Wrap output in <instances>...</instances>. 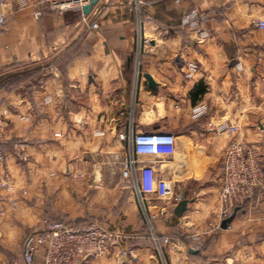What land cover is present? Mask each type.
I'll use <instances>...</instances> for the list:
<instances>
[{"label":"crops","instance_id":"0c3cea01","mask_svg":"<svg viewBox=\"0 0 264 264\" xmlns=\"http://www.w3.org/2000/svg\"><path fill=\"white\" fill-rule=\"evenodd\" d=\"M6 3L0 131L4 172L16 193L0 196V211L7 213L0 222V264H24L22 235L43 219L102 224L126 235L136 252V260L120 261L113 249L86 264H162L122 176L126 144L118 135L129 134L131 123L135 133L162 131L176 139L170 155L140 158L141 167L154 164L179 198L148 202L154 233L170 239L161 244L166 264H264V190L237 208L227 228L216 219L229 142L264 154V28L253 24L264 22V0H145L139 10L132 0H98L86 15L99 23L97 30H88L75 11L42 8L35 17L33 7ZM191 8L216 12L205 27L208 39L180 25ZM189 62L199 70L186 80ZM202 105L205 113L192 117ZM223 122L238 131L217 135ZM15 142L24 144L28 163L14 158ZM180 200L186 211L176 217Z\"/></svg>","mask_w":264,"mask_h":264},{"label":"built area","instance_id":"2783aa9c","mask_svg":"<svg viewBox=\"0 0 264 264\" xmlns=\"http://www.w3.org/2000/svg\"><path fill=\"white\" fill-rule=\"evenodd\" d=\"M91 0H38L34 4L28 0H15L18 10L34 8L35 17L41 16V9L48 8L50 12L63 14L66 11H75L81 14L83 22L88 30H97V21L88 22L83 9ZM175 5L182 4L185 0H172ZM139 10L145 0H132ZM6 0H0V27H5L11 11H8ZM216 16L213 10H198L191 8L181 14L180 25L188 30L195 31L200 40H206L209 33L205 29L208 23H212ZM253 24L264 28V22L256 20ZM147 40L144 41L146 43ZM199 68L195 62L187 64L184 74L186 80H191L197 74ZM240 72L242 67L236 65ZM50 98H45V103H50ZM205 106H199L192 111V117L196 118L205 113ZM132 115L134 109L130 112ZM7 114V111H4ZM238 131L236 125L223 122L215 127L217 135H233ZM100 136L102 133L96 132ZM119 139L126 144V153L122 166V176L129 181L136 201L144 214L146 224L151 226L152 240L157 248L161 244L170 243L167 237L160 240L154 233L152 223L155 217L148 212V202L151 198L174 199L169 183L161 178L154 164L141 167L143 156L170 155L175 146L174 135L162 131L134 132V125H129V134L120 133ZM2 131H0V144ZM13 156L20 164L29 162V154L22 142L13 144ZM6 152L0 145V196L10 197L16 193L15 186L4 172ZM222 185L219 196L220 208L216 219L229 218L233 210L241 206L247 200H257L264 190V154L250 144H243L231 140L227 146L225 158L221 166ZM23 193V192H22ZM14 205V203H13ZM12 205V207H13ZM3 211H0V216ZM214 226H218L214 225ZM128 237L120 232L110 230L96 222H78L76 220L53 221L43 219L40 227L26 236L22 244L21 257L24 264H86L108 255L113 249H117L118 260H136L135 249L126 244ZM3 264H18L16 261Z\"/></svg>","mask_w":264,"mask_h":264},{"label":"water","instance_id":"95a60500","mask_svg":"<svg viewBox=\"0 0 264 264\" xmlns=\"http://www.w3.org/2000/svg\"><path fill=\"white\" fill-rule=\"evenodd\" d=\"M97 2H98V0H91L90 3L83 9L84 14L88 15L90 13L92 7ZM145 78L147 79L149 86L154 89L155 85H154V82L152 81V79L150 78V76L145 75ZM186 204H187V202L185 200H180L178 202V204L176 205V207L174 209V215L176 217H181L183 215V213L186 211ZM236 211H237V208L234 209L233 214L229 218H226L222 221L221 228H223V229L227 228L228 224H230V222L234 219ZM189 253L196 254L197 251L190 249Z\"/></svg>","mask_w":264,"mask_h":264},{"label":"rangeland","instance_id":"374dc122","mask_svg":"<svg viewBox=\"0 0 264 264\" xmlns=\"http://www.w3.org/2000/svg\"><path fill=\"white\" fill-rule=\"evenodd\" d=\"M2 142V141H1ZM0 145H2V144H0ZM2 147V146H1ZM12 148H13V145H12ZM140 211H141V214H142V217H144V214H143V212H142V210L140 209ZM6 217H7V213L4 215H2V216H0V222H3L5 219H6ZM54 221V220H53ZM81 223V222H80ZM148 226V225H147ZM152 227H153V230H155V224H154V221H153V223H152ZM148 228H149V230H150V228H151V226H148ZM152 230V229H151ZM34 230H26V231H24V234L22 235V239H21V244H23V241H24V239L26 238V236L28 235V234H30L31 232H33ZM128 240V239H127ZM127 240H126V244H128L127 243ZM157 255H158V257L161 259V263L162 264H166V262H165V259H164V256H163V248L162 247H158L157 248Z\"/></svg>","mask_w":264,"mask_h":264},{"label":"trees","instance_id":"16d2710c","mask_svg":"<svg viewBox=\"0 0 264 264\" xmlns=\"http://www.w3.org/2000/svg\"><path fill=\"white\" fill-rule=\"evenodd\" d=\"M44 9L49 10L48 8H44ZM249 201H251V200H247V201H245L241 206L238 207V210H241V209L243 208L244 204H245L246 202H249ZM196 255H197V254H196Z\"/></svg>","mask_w":264,"mask_h":264}]
</instances>
